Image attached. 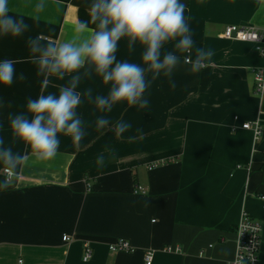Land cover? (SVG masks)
<instances>
[{"label": "crops", "instance_id": "crops-1", "mask_svg": "<svg viewBox=\"0 0 264 264\" xmlns=\"http://www.w3.org/2000/svg\"><path fill=\"white\" fill-rule=\"evenodd\" d=\"M38 0H10L13 12L25 15L23 35L0 37V61H18L14 82L0 84V137L26 157L7 189H0V264H146L145 251H155L152 264H227L236 249L235 228L243 208L263 225L260 264H264V136L255 147L249 130L233 128L235 116L252 120L264 96L254 92V69L264 67L257 44L221 37L229 24L264 29V0H183L185 20L195 49H211L213 56L198 74L183 63L166 78L146 73V108L116 103L100 111L83 93L91 88L107 95L109 86L93 73L82 77L77 113L85 135L74 143L59 135L57 156L37 160L21 142H14L9 116L26 111V99L57 93L64 80L50 77L46 89L36 65L28 62L29 37L44 34L56 42L67 39L78 21L88 19L87 0H47L39 23L28 16ZM167 43L162 51L189 53ZM142 48L129 51L118 42V60L141 64ZM84 69H80L82 74ZM23 74L24 79L20 76ZM99 117L109 120L96 127ZM131 124L120 136L119 122ZM236 123V124H237ZM104 156V164L97 157ZM165 161L149 169L154 162ZM7 178L0 164V183ZM87 182L90 184L88 189ZM137 185L145 192H135ZM70 235L71 240H63ZM225 237V243L219 239ZM125 239L133 251H111L109 244ZM85 243L93 251L83 259ZM214 243L213 247H209ZM179 245L180 252H168ZM204 249V255L199 251Z\"/></svg>", "mask_w": 264, "mask_h": 264}, {"label": "clouds", "instance_id": "clouds-1", "mask_svg": "<svg viewBox=\"0 0 264 264\" xmlns=\"http://www.w3.org/2000/svg\"><path fill=\"white\" fill-rule=\"evenodd\" d=\"M53 4L59 6V0H53ZM48 7L47 0H38L28 17L39 23V14ZM87 7L88 19L78 21L67 39L56 42L39 34L27 41V60L36 65L42 89L47 88L50 77L64 80L70 76L67 84L59 87L58 94L41 92L37 99H26L25 112L9 116L13 141L23 143L37 160L50 161L57 156L60 134L70 136L74 143L85 135L77 113L82 94L76 89L82 77L95 73L109 86L107 95H96L94 99L91 88L83 93L100 111H111L121 101L144 109L149 104L143 95L150 86L146 73H152L153 79L166 78L169 87L175 89L174 75L182 63L188 65L191 74H198L214 54L211 49L196 48L192 58L194 41L185 20L183 0H87ZM10 12V0H0V37H19L29 28L25 15H9ZM122 39H126L129 51L137 43L141 46L143 66L117 59L118 42ZM169 42H174V49L189 55L181 57L175 51H162ZM17 62L0 61V84L10 86L14 82ZM80 69H84L82 74ZM20 79H24L23 74ZM108 125L105 117L96 121L98 129ZM130 128L131 124L121 121L115 125V133L120 136ZM3 145L4 139L0 137V164L7 174L0 189H7L26 157ZM96 162L103 165L104 156H98Z\"/></svg>", "mask_w": 264, "mask_h": 264}, {"label": "built area", "instance_id": "built-area-1", "mask_svg": "<svg viewBox=\"0 0 264 264\" xmlns=\"http://www.w3.org/2000/svg\"><path fill=\"white\" fill-rule=\"evenodd\" d=\"M221 37L226 39H237L241 41H248L257 44V49L259 53L264 57V29L256 27H245L235 24L227 25L221 35ZM254 92L259 96H264V67L254 69ZM262 112L255 119L240 121L239 116H235L233 128L240 127L245 130H249L253 137V150H256V146L260 143L264 136V118L262 117ZM165 161L154 162L149 165V169L158 167L164 164ZM88 189H90V184L87 182ZM146 189L143 186L137 185L135 187V192H145ZM263 200L264 194L259 195ZM264 207V205H263ZM262 223L256 219L251 213L244 209L241 213V218L239 223L235 228V241L236 249L234 256L228 260L227 264H260V252L262 246ZM72 238L70 235H64L63 240L70 241ZM226 238L221 237L219 239L220 243H225ZM214 243H210L209 247H213ZM109 247L111 251H133L134 248L129 241L125 239H117L115 242L110 243ZM168 252H180L182 248L179 245H169L165 249ZM200 255H204V249L199 251ZM93 251L88 243H85V252L83 259L88 261L92 258ZM155 251L153 249H147L145 251V262L146 264H152L154 261Z\"/></svg>", "mask_w": 264, "mask_h": 264}]
</instances>
